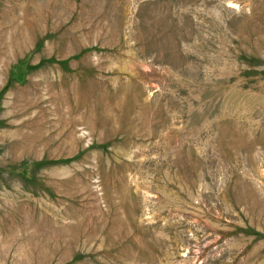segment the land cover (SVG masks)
Here are the masks:
<instances>
[{
    "label": "rangeland",
    "instance_id": "rangeland-1",
    "mask_svg": "<svg viewBox=\"0 0 264 264\" xmlns=\"http://www.w3.org/2000/svg\"><path fill=\"white\" fill-rule=\"evenodd\" d=\"M0 264H264V0H0Z\"/></svg>",
    "mask_w": 264,
    "mask_h": 264
}]
</instances>
